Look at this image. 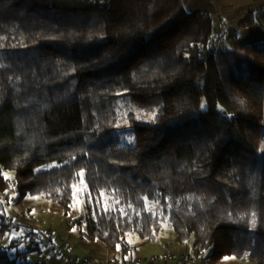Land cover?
Here are the masks:
<instances>
[{"label":"trees","instance_id":"16d2710c","mask_svg":"<svg viewBox=\"0 0 264 264\" xmlns=\"http://www.w3.org/2000/svg\"><path fill=\"white\" fill-rule=\"evenodd\" d=\"M213 25L181 0H0V193L68 215L83 183L81 241L128 252L167 223L264 264V41L211 49ZM13 230L0 213V264H31Z\"/></svg>","mask_w":264,"mask_h":264},{"label":"rangeland","instance_id":"374dc122","mask_svg":"<svg viewBox=\"0 0 264 264\" xmlns=\"http://www.w3.org/2000/svg\"><path fill=\"white\" fill-rule=\"evenodd\" d=\"M183 1L186 3V5L183 4L186 10L206 8L214 16V42L211 49L240 50L246 45L264 41V27L241 29L238 26L249 12L263 8L264 0H195V5L191 8L189 7L191 0ZM133 109L132 106L130 110ZM141 110L149 112L147 108ZM157 110L158 108L155 109ZM152 117L153 115L148 114L146 121L152 120ZM84 190L85 185L80 183L76 188L75 203L68 215H65V210H62L57 203L40 196L25 195L22 198L13 194L8 200L0 193V213L10 219L14 225L13 232L3 241V244L8 247L13 242H17L18 245L10 250L13 253L26 254L25 262L31 264H73L75 260L73 256L75 257L76 253L78 256L76 264H84L83 258L86 255L93 258L91 263L95 264L97 256H90L94 248L90 243L93 242L81 241L78 228H69V223L85 216ZM162 230L159 239L153 242L138 240L134 235L129 237L130 242L136 244L133 250L134 255L146 260L143 264H189L181 261L180 252H186L185 254L190 258L195 257L192 264H253L247 258L236 259L224 256L214 259L210 256L211 252L198 253L192 246L188 248L176 246L173 242V229L165 223ZM48 232L49 235H47ZM65 243L69 244L72 250L65 248ZM95 245L97 250L104 248V256L99 257L98 264H108L109 261L119 260L117 255L120 250L112 252L98 242H95ZM61 254H67V259L62 260ZM166 254H175L177 258L161 263L152 262L154 257Z\"/></svg>","mask_w":264,"mask_h":264},{"label":"built area","instance_id":"2783aa9c","mask_svg":"<svg viewBox=\"0 0 264 264\" xmlns=\"http://www.w3.org/2000/svg\"><path fill=\"white\" fill-rule=\"evenodd\" d=\"M47 235H49V232L47 233ZM64 247L67 249L72 250V248L69 246V244L65 243ZM186 252L179 253V256L181 258V261L192 264V262H194L195 257H189L187 254H185ZM75 254V253H74ZM67 254H61V259L62 260H66L67 259ZM177 258V255L175 254H166L163 256H157L153 258L152 262H156V263H161L162 261L166 262V261H172L175 260ZM84 259V264H91V261L93 260L91 257H87V255L83 258ZM123 264H143L146 262V260L144 258H140L137 256H131L129 257V259L126 260H122ZM121 261V262H122ZM108 264H119V260H114L113 262L109 261Z\"/></svg>","mask_w":264,"mask_h":264},{"label":"crops","instance_id":"0c3cea01","mask_svg":"<svg viewBox=\"0 0 264 264\" xmlns=\"http://www.w3.org/2000/svg\"><path fill=\"white\" fill-rule=\"evenodd\" d=\"M182 1V4H185L186 5V3H184V1L183 0H181ZM195 0H191L190 1V3H189V7L191 8V6H194L195 4V2H194ZM204 10H206V8H204V9H200V8H196V9H191V10H186L187 12H192V11H204ZM90 245L92 246V247H94L93 248V252L91 253V255L90 256H97V260H95L94 262H95V264L97 263L98 264V260H99V257H101V256H104V248H100L99 250H97V246L95 245V243H90ZM96 246V247H95ZM104 247V246H103ZM79 249V248H78ZM81 252H84V251H82L81 249H79ZM133 250H135V249H132V250H128V252H124V251H122V250H120L119 252H118V259L120 260V262H119V264H123V261L122 260H126V259H129V257H131V256H135L134 255V253H133ZM78 256H77V253H76V258H77ZM114 257V256H113ZM93 259V258H92ZM94 260V259H93ZM122 261V262H121ZM91 264H93V263H91ZM99 264H101V263H99Z\"/></svg>","mask_w":264,"mask_h":264}]
</instances>
